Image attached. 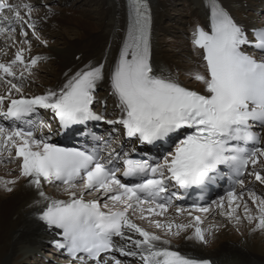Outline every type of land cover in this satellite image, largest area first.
I'll list each match as a JSON object with an SVG mask.
<instances>
[{
  "label": "snow or ice",
  "instance_id": "obj_1",
  "mask_svg": "<svg viewBox=\"0 0 264 264\" xmlns=\"http://www.w3.org/2000/svg\"><path fill=\"white\" fill-rule=\"evenodd\" d=\"M43 6L52 14L50 5ZM127 6L119 54L107 73L104 64L89 63L58 89L29 97L23 94V84L43 58L25 57L32 47L25 27L36 41L45 45L47 41L36 31L33 5L0 0V36L12 40L19 27L23 38L14 58L0 62V83L6 85V93L0 94V117L10 122L8 127L0 124V163L16 162L19 177L38 190L44 181L63 186L67 200L50 199L40 192L48 203L39 219L62 230L57 233L61 239L51 244L78 264H122L113 253L139 257L141 264H210L172 247L171 237L188 230L192 231L185 239L208 243L218 226L204 227V218L197 213L218 210L239 223L238 209L242 208L244 219L256 221L254 230L264 229V198L247 192L256 206L253 215L244 200L242 178L251 175L264 185L262 134L253 130L264 129V28L253 30L252 46L262 54L258 58L242 50L250 43L245 29L212 0L210 31L199 25L192 31V45L202 50L203 67L202 72L189 73L202 86L193 90L171 76L154 74L150 9L146 0H127ZM106 75L114 110L119 113L115 119L93 111L95 103L107 108V100L95 95ZM39 109L51 111L57 129L38 118ZM89 121L112 126L107 139L91 130L81 132L80 126L87 129ZM119 128L133 145L132 152L138 144L150 146L160 156L145 153L133 159L124 145L119 151L112 148V135ZM73 134L90 137L93 147L52 142L53 136ZM224 177L233 182L225 196L207 206L193 201L189 208H174L175 215L190 217L188 222L159 219L173 208L174 200H183L180 190L185 194L193 188L206 190ZM15 183V179H0L9 192ZM132 215L163 230V235L134 222Z\"/></svg>",
  "mask_w": 264,
  "mask_h": 264
},
{
  "label": "bare ground",
  "instance_id": "obj_2",
  "mask_svg": "<svg viewBox=\"0 0 264 264\" xmlns=\"http://www.w3.org/2000/svg\"><path fill=\"white\" fill-rule=\"evenodd\" d=\"M60 1L63 2V7L55 8L58 11L51 7L52 14H47L45 7L39 13L36 10V12L32 11V18L37 20L36 30L41 28L42 31L44 30L43 33L49 35L48 32H52V30L65 28L76 32L75 39H67L63 47L49 46L45 48L43 46L47 45L33 40L34 43L39 42L40 48L32 50L31 47L30 52H25V57L40 56L43 58L40 62L48 61L54 68L49 81L38 82L36 86L31 83V79L26 80L23 84V94L26 96L39 95L48 89H58L76 71L83 69L89 63L104 64L107 73L118 57L127 24L125 0ZM220 1L242 24L250 26L253 21H257V18H254L252 12L246 7L249 0ZM258 1L262 3L264 0ZM149 2L152 9L151 60L157 72L167 74L187 87L200 90L202 86L189 75L192 71H203L200 53L197 52L195 55L194 52H190L183 36L188 34V29L192 24L205 19L203 1L149 0ZM11 3H28L34 6L38 0H12ZM90 8L95 11L97 17H91V14L86 12ZM171 8L177 9L178 15L164 23L165 18H168L169 15L168 10ZM20 11L21 15H25L23 8ZM258 22L264 25V14L259 16ZM47 23L50 26H46ZM17 30V41L14 39L5 41L4 36H0V62H8L13 59L16 50L21 46L20 42L23 38L20 35L19 27ZM28 35L31 41L30 33ZM60 38H65V36L59 37L57 43ZM2 53H6V55ZM34 77L38 79L36 76ZM98 87L100 91L98 90L97 97L107 100L106 109L112 116L111 118H116L117 111L114 110V101L108 94L111 89L107 75L103 81L98 82ZM3 93H6V85L0 83V94ZM13 95L19 94L13 93ZM262 136L264 137V129ZM262 174H264V170H262ZM253 178L251 176L244 182V200L247 201L249 209L255 215L256 206L247 196V192L252 191L257 196L264 198V187L253 181ZM0 179L16 180V183L11 186L12 191L10 192L0 185V264H46L43 261L44 258L37 260L40 257L39 249H43V245L48 244L44 242L54 236V231L46 229L45 225L37 218L40 210L45 208L48 203V200L40 196V192L43 191L45 196L50 199L61 200H67L68 193L62 186L45 182H42L39 190L30 186L25 178L19 177L16 162H10L9 165L0 163ZM240 191L238 187L237 192ZM91 195L86 198H91ZM218 199L219 197L214 200ZM197 214L204 218V227L209 224L218 226L208 237V243L202 244L185 239V236L190 235L192 231L188 230L181 233L179 237H171L174 250L193 258L209 259L212 264H264V229L254 230L256 221L249 222L244 219L242 208L238 209V214L242 216L239 223L221 216L218 210H213L209 214ZM131 218L147 230L163 235V230L154 228L147 220L139 219L138 215H132ZM159 219H174L177 223H186L191 218L186 215L177 216L174 210H169L165 217H159ZM47 250L55 255L54 260L58 264H77V262L64 257L61 251L55 247L49 246ZM114 255L121 262L125 259L118 253Z\"/></svg>",
  "mask_w": 264,
  "mask_h": 264
},
{
  "label": "rangeland",
  "instance_id": "obj_3",
  "mask_svg": "<svg viewBox=\"0 0 264 264\" xmlns=\"http://www.w3.org/2000/svg\"><path fill=\"white\" fill-rule=\"evenodd\" d=\"M255 2H256L255 6H257V7L263 5V2L262 3H259L258 0L255 1ZM45 4L50 5L54 9L57 8V7H63V2L60 1V0H47V1L38 0V3L34 5V7H33L34 10H32V11L33 12H36L37 11L38 13L41 12L43 10V8H44L43 5H45ZM35 9H36V11H35ZM254 10H256V9H254ZM56 11H58V10H56ZM86 12H88L89 14H91V17H97V14L95 13L94 10H91V8H90V10H87ZM168 14H169L168 15V18H165L164 23L168 22V20H170V19L174 18L175 16H177L178 15V10L175 9V8H171V9L168 10ZM262 14H264V11L262 12ZM171 16H172V18H171ZM46 26H50V25L47 23ZM36 31L37 32L39 31L38 33L41 36V40L47 41V44H46L47 46H43V48L49 47V46L50 47H53V46L63 47L65 45L67 39L68 40H74L75 39V33H76L74 31H71V30L65 29V28L64 29H61V30H52V32H48L49 35L43 33L44 30L42 31L41 28H38ZM60 31H61V33H60ZM62 36H65V38H60L61 41L59 39V43H57L58 42V38L59 37H62ZM14 40H16V41L18 40L17 34L14 36ZM33 40H35V38L33 39V37L31 36L32 50H35L37 48H40V44H39L40 41L34 43ZM53 68H54L53 65L51 63H49L48 61L47 62H45V61L40 62L38 64V66L37 67L35 66V68L32 70L33 71V74L29 78V79H31V83L33 85H36L37 86L38 85V82L40 83L42 81H49L52 78ZM34 76H36L38 79H36ZM4 164L9 165V163H4ZM48 247H49V245L47 244V245H43V249H39V251H40L39 252L40 257H38L37 260H39L40 258H44L43 261H45L46 264H58L56 262V260H54V256L55 255L50 250H47Z\"/></svg>",
  "mask_w": 264,
  "mask_h": 264
}]
</instances>
